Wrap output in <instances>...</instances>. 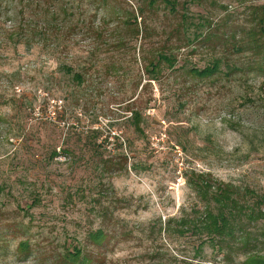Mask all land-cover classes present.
Instances as JSON below:
<instances>
[{
  "label": "rangeland",
  "instance_id": "1",
  "mask_svg": "<svg viewBox=\"0 0 264 264\" xmlns=\"http://www.w3.org/2000/svg\"><path fill=\"white\" fill-rule=\"evenodd\" d=\"M41 1L0 0V264H59L74 247L93 264L264 256V220H245V250L164 230L202 209L191 171L264 196V74L231 37L264 0H174L175 13L160 0H62L63 33L14 43L10 30L36 19ZM160 52L176 63L153 77L146 70ZM216 59L212 75L189 73ZM98 228L112 236L104 248L87 238Z\"/></svg>",
  "mask_w": 264,
  "mask_h": 264
},
{
  "label": "trees",
  "instance_id": "2",
  "mask_svg": "<svg viewBox=\"0 0 264 264\" xmlns=\"http://www.w3.org/2000/svg\"><path fill=\"white\" fill-rule=\"evenodd\" d=\"M21 1L19 0V2ZM107 1L99 0L98 3L105 5ZM154 1L149 0L148 3L153 4ZM41 2L43 3L41 5L42 9H38V12L32 11L37 16L36 19L33 17L26 24L22 23L18 26H13L10 30L8 34L9 39L14 43L22 42L28 44L36 37L38 41H42L47 40L49 34L58 36L61 32L63 33L64 21L69 9L67 4L63 3L62 0H54L55 3L60 4L58 8H54L52 0H42ZM160 2L170 12H176L174 0H160ZM139 13L143 14L142 8L139 9ZM254 13L255 22L253 21L254 24L252 26L246 29L241 28L238 32L239 34L232 33V48L239 52L244 50L250 51L251 55L256 59L254 64H250V69H256L264 74V66H262L264 65V8L260 9L259 13ZM20 15L23 16L22 11H20ZM129 17L135 20L132 12H130ZM180 18L181 23L178 25H180V28H184L183 24L187 22V16L182 13ZM37 19H40V21L38 22ZM40 22H43L42 26H39ZM189 24H192V22ZM136 28H132V30ZM138 31V29L135 30L137 35H139ZM199 37L200 34H197L193 36L192 40L189 39L188 41H194ZM162 63H166L167 67L172 69L176 63V58L170 53L160 52L154 61L149 62V67L146 71L155 77L154 74L157 73L158 67ZM219 64L220 60L216 59L211 66H206L200 70L191 68L189 73L196 77H206L216 72ZM64 70L67 73L72 72V69L68 66H64ZM73 78L77 83H81L83 80L82 76L76 73L73 74ZM135 118L138 126L137 113H135ZM186 177L187 185L194 191L200 202H202V209L197 210L193 215L168 218L164 222V230L169 231L176 225L174 230L178 234L191 233L192 235H197L203 239L202 241L214 243L221 249H223L224 245L228 247V251H232L233 249H248L252 245V235L245 227V220L248 224L264 220V208H262L264 196L257 194L250 188H245L244 191H241L234 184L223 182L204 172L191 171ZM87 238L94 246L104 248L112 236L103 228H98L95 231L89 232ZM202 241L199 247L203 243ZM19 248L25 252L28 249V245L26 242H21ZM150 257L153 262L152 264H155L159 260L157 253H152ZM245 263L264 264V256L249 254ZM59 264H93V258L91 256H82V248L74 247L71 250H67Z\"/></svg>",
  "mask_w": 264,
  "mask_h": 264
}]
</instances>
